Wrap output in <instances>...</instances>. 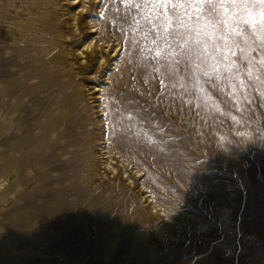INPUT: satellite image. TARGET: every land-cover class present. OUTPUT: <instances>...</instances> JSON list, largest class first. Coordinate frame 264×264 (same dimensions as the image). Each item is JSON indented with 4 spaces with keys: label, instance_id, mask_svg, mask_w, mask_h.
<instances>
[{
    "label": "rangeland",
    "instance_id": "374dc122",
    "mask_svg": "<svg viewBox=\"0 0 264 264\" xmlns=\"http://www.w3.org/2000/svg\"><path fill=\"white\" fill-rule=\"evenodd\" d=\"M8 2L0 1V31L3 26L12 33L22 28L18 12L25 2L15 0L21 8H9ZM96 3L95 17L99 23H108L103 27L105 36L113 39L114 33L121 48L108 64L112 80L102 84L104 88L90 104L97 110L94 114L99 113L95 119L102 118L103 124L92 125L79 92L74 109L76 117L82 114L79 128L90 131L95 127L104 138L109 136L105 144L112 145L113 155H129L132 171L138 165L142 171L147 168L149 174L138 181L148 182L156 195L167 193L154 183V177L170 181L172 186L177 180L179 188L191 187L195 195L213 202L218 219L210 221L201 204L205 219L195 228L176 231L160 220L141 218L144 203L136 198L133 188L120 182H100L103 169L96 167L98 143L92 142L93 133H85V141L72 145L74 151L67 147L69 151L61 154L62 149L56 148L57 156L43 160L36 171L35 166H20L19 175L26 179L15 185L14 190L22 188V193L13 198L4 180L6 173L17 167L8 162L10 157L22 155L20 143L28 135L32 141L30 135L40 132L47 112L64 106L71 92L63 97L62 83L43 87L31 95L37 98H29L23 109L12 113L6 106L12 100L1 91L4 82L0 76V127L5 124L0 128V264H26L41 250V241L51 243L52 236L61 237L65 228L67 234L78 237L63 241L68 250L60 244L51 246L61 264H264V26L243 23L245 6L258 7L256 0H238L235 5L231 0ZM221 4L231 8L229 15L220 10ZM18 40L2 53L12 51L15 59L33 64L40 62L53 44L31 27ZM107 75L97 79L108 81ZM20 120L30 126L28 135ZM243 123H252L247 140L232 136L224 148L209 136L221 130L228 137ZM198 134L204 137L199 136L203 148L197 145ZM40 141L32 142V147ZM232 161L240 163L234 167ZM59 162L64 165L53 167ZM219 178L231 183H221ZM45 188L64 193L67 200L54 212L39 215V203L59 204L36 191ZM229 188L236 189L240 197ZM25 198L34 212L24 226L15 227L13 237L8 217ZM175 201L168 206L170 211L174 207L184 210L182 202ZM152 202H156L154 198ZM54 216L67 221L46 225ZM72 223L77 226L74 231L68 229Z\"/></svg>",
    "mask_w": 264,
    "mask_h": 264
},
{
    "label": "bare ground",
    "instance_id": "6f19581e",
    "mask_svg": "<svg viewBox=\"0 0 264 264\" xmlns=\"http://www.w3.org/2000/svg\"><path fill=\"white\" fill-rule=\"evenodd\" d=\"M96 1L98 0H46L39 3L37 0H24L25 4L18 12L20 13V22L18 23V26L24 29H11L13 32L9 33L6 28L1 26L0 76L3 77L1 81L4 82L1 91L8 97V99L11 98L12 100L10 103L7 100L9 104L6 105L9 107L10 112L13 113L23 109L27 105L26 101L29 98H37L35 97V94L33 96L31 95L35 92H40L43 87L62 83L64 86H62L63 97L71 92V95L68 97L64 106H55L50 112H47V119L39 125L40 132H33L30 135V138L33 139L32 141L28 140L30 126L26 121L21 122L22 119L20 118V123H22L25 128L24 132H26L28 136L25 141L19 145V151L22 155L18 159L12 158L11 156L8 161L9 163L14 162L13 166L17 167L15 170H10L6 173L4 177V180L7 182L6 190L12 193L13 198L21 195L22 188L14 190L16 184L23 183L26 179L24 175H19L21 172H18L21 170L20 166L26 165L28 168L35 166L34 171H36L42 167V165L37 166L38 164L45 159L47 160L48 157L56 155V148L62 149L61 154L69 151L67 147H70V151H74L72 145L78 143L79 140L85 141L87 136L84 135L85 133H93L91 135V140L93 143H98L95 148V151L97 152L96 167L103 169V176L101 177L100 182L105 183V185L120 182L125 187L133 188L136 198L144 203L142 207V215L144 216L140 215L141 218L145 217L148 220H160L161 223L168 227V229L170 227L172 228L171 230L175 229L176 231L182 230L186 227L195 228V226L200 225L201 221L205 219L203 210L198 206V204H201L206 207V215L210 221L218 219V210L213 202L210 200L207 201L202 196L195 195V192L191 187L189 190L184 187L179 188L176 186L175 182L177 180L175 181V179H170L171 181H175L173 182L175 186H172L170 181H161V177H154V183L159 185L160 188L167 193V195L164 196L156 195V192L148 182L138 181V178H140L141 175L146 172L149 174L150 171L147 168L145 171H142L143 167L138 165L136 169L132 171V167L129 166L130 156H126L123 153L113 155L112 145L105 144L106 141H110V139H108L109 136L107 139L104 138L102 135L103 133L95 127L90 131L79 128L83 122V118L80 117L82 114L76 117L74 113V109L77 107V96L79 92L83 95L87 107L86 111L93 120L92 125L94 126L98 124L99 127H101L103 124V122L101 123L102 118L97 117L95 119V116L99 113H97V115L94 114L97 110H93L94 106H91V102L96 100L99 96L96 92L104 88L102 84L112 80V74L108 72V64L112 63L111 60L116 58L118 50L121 48L118 46L119 43L114 33H112L114 36L113 39L105 36L103 27L108 23H99V20L95 17L97 13ZM12 5L15 7L21 6L15 4V0H9L8 7L11 8ZM30 27L44 38L47 37L50 40H53L51 50L40 62L33 64L31 62L15 59V54L9 50L2 53V50L9 44L18 42L19 36L25 35L26 30L28 28L30 29ZM41 31H45L46 33L42 35ZM96 32H98V34H95ZM110 40L111 42H109ZM112 40L117 41L113 43ZM103 74H108L106 76V78L109 79L108 81L105 80V77L101 78V80L100 78L97 79V77H100ZM99 85H101V87H99ZM41 99H44V97ZM2 127L5 128V124L0 128ZM251 131L252 123H243L240 126H235L232 129V132H229L228 137L226 132L221 130H216L215 134L209 133V136H212V139H216L215 141L218 142V145L225 148L227 142L232 136H238L239 138H243V140H247ZM15 134L17 135V133ZM66 136H72V138L65 139L64 137ZM199 136L201 135L198 134L199 139L197 140V145L203 148L205 143L203 144L202 138L204 137L201 136V138ZM22 140L20 139V141ZM36 140L41 141L32 147V142ZM105 146L107 147L105 148ZM11 149L13 150L12 147ZM209 153H211V151ZM163 154L165 153H161V155ZM167 155H169V153L166 154V156ZM170 159L172 160L171 164L176 163L173 157L169 158V160ZM239 163V161H232L234 167ZM62 164L64 165V162H59L58 165L56 164L53 167ZM122 165L124 166V170L122 169ZM125 172H127V174H125ZM56 175L57 174H53L52 176ZM219 180L221 183H231L228 178H219ZM168 183H170V185H168ZM199 184L203 188L202 182ZM184 186H186L185 183ZM229 190H232L231 192L233 194H235V192L236 194L238 193L236 197H240V194L236 189L229 188ZM36 191L41 192L40 195H42L47 201L56 200L57 204L59 203L54 206L47 205L46 203H39L36 209L39 212V215L42 212H54L55 208L61 206L63 202L67 200L64 193L53 192L52 188L51 190L50 188H45ZM192 197H195L198 202L194 203ZM153 198L156 202H152ZM178 199L182 202L181 205L185 206V208H183L184 210L174 207L175 210L171 212L170 210L172 207L169 208L168 206H172V201L174 200H176L175 202H178ZM71 201L72 200H70V202ZM8 202H10V200L7 201V203ZM29 203V199L25 198L23 203L15 210V213L10 212L8 224L11 236L14 237L15 235V227L21 228L24 226L27 223L26 218L28 215L31 214V212H34V210H31L32 206L29 205ZM160 209H163L166 212L162 213L159 211ZM13 214H15V218L13 217ZM68 216H72V211ZM65 220L67 221L65 218L63 219L59 216H54V218L45 223L46 225L57 226L61 223L64 224ZM39 228V226H36V229ZM75 228H77V226L74 225V223L68 227L70 231H74ZM63 232L64 234L61 235V237H57V235L52 236L54 238L51 243H44L45 241H41V250L33 253L30 256L32 259L28 258L26 264H61L58 255L51 249V246L56 244L63 245V241L68 240L71 242L72 239L78 237L67 234V228L63 229L62 233ZM64 246L65 245H63V247ZM71 248L76 249L77 246L72 245ZM64 249L68 250L69 248L65 246ZM86 254H88L87 250Z\"/></svg>",
    "mask_w": 264,
    "mask_h": 264
},
{
    "label": "snow or ice",
    "instance_id": "6c2138e0",
    "mask_svg": "<svg viewBox=\"0 0 264 264\" xmlns=\"http://www.w3.org/2000/svg\"><path fill=\"white\" fill-rule=\"evenodd\" d=\"M204 2H208V0H204ZM258 7L249 9L245 6L244 8V19L243 23L250 27H261L264 26V0H256ZM238 3V0H231V4L235 5ZM220 10L225 12V15H229L231 8L224 4L220 5ZM168 29H165L167 31Z\"/></svg>",
    "mask_w": 264,
    "mask_h": 264
}]
</instances>
